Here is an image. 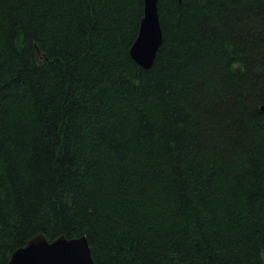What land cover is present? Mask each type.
<instances>
[{"label": "trees", "instance_id": "1", "mask_svg": "<svg viewBox=\"0 0 264 264\" xmlns=\"http://www.w3.org/2000/svg\"><path fill=\"white\" fill-rule=\"evenodd\" d=\"M0 0V264H264V0Z\"/></svg>", "mask_w": 264, "mask_h": 264}, {"label": "water", "instance_id": "2", "mask_svg": "<svg viewBox=\"0 0 264 264\" xmlns=\"http://www.w3.org/2000/svg\"><path fill=\"white\" fill-rule=\"evenodd\" d=\"M158 0H144V17L139 39L130 54L144 69L149 70L162 46ZM264 112V106L262 107ZM48 241L43 235L33 237L13 253L9 264H94L85 238L79 240Z\"/></svg>", "mask_w": 264, "mask_h": 264}, {"label": "bare ground", "instance_id": "3", "mask_svg": "<svg viewBox=\"0 0 264 264\" xmlns=\"http://www.w3.org/2000/svg\"><path fill=\"white\" fill-rule=\"evenodd\" d=\"M143 2H144V0H143ZM161 24V23H160ZM140 31V30H139ZM162 33H163V31H162ZM139 39V32H138V36H137V38H136V40L134 41V43L137 41ZM163 42V41H162ZM134 43H133V45H134ZM133 45H132V47H133ZM131 47V48H132ZM130 51H131V49H130ZM129 54H130V52H129ZM130 57L133 59V57L131 56V54H130ZM157 57V56H156ZM155 60H156V58L154 59V62H155ZM133 61L136 63V64H138L140 67H142L135 59H133ZM153 65H154V63H153ZM152 65V66H153ZM143 68V67H142ZM145 68V67H144ZM143 68V69H144ZM152 68V67H151ZM150 68V69H151ZM149 69V70H150ZM144 70H146V69H144ZM264 106V105H263ZM262 106V107H263ZM262 107H261V110H262ZM38 236V235H37ZM61 237H63V236H61ZM61 237H59V238H61ZM59 238H57L56 240H58ZM82 238H85L86 239V241H87V244H88V249H89V251H90V255H91V258H92V260H93V257H92V252H91V246H90V243H89V241H88V239H87V237H80V238H73V239H66V240H79V239H82ZM31 240V239H30ZM56 240H54V241H56ZM54 241H52V242H54ZM28 242V241H27ZM27 244V243H26ZM25 244V245H26ZM18 250V249H17ZM13 253H15V251L13 252ZM13 255V254H12ZM11 259V258H10ZM10 261V260H9ZM93 262H94V260H93ZM8 264H9V262H8ZM94 264H95V262H94Z\"/></svg>", "mask_w": 264, "mask_h": 264}]
</instances>
